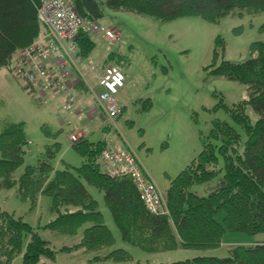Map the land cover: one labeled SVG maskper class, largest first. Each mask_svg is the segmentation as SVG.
<instances>
[{
    "label": "trees",
    "instance_id": "16d2710c",
    "mask_svg": "<svg viewBox=\"0 0 264 264\" xmlns=\"http://www.w3.org/2000/svg\"><path fill=\"white\" fill-rule=\"evenodd\" d=\"M39 2L0 0V69L4 66L11 69L14 53L47 32L38 18ZM73 2L80 15L93 20L105 16L104 6L161 19L196 15L210 21L239 14L258 15L264 11V0ZM261 27L264 30V23ZM76 40L86 57L97 45L93 36L86 33H80ZM213 71L247 88V98L227 107L232 122L241 130L225 119L213 120L207 138L202 139L200 153L170 181L165 193L169 214L151 212L131 176L106 174L100 162L106 138L94 141L82 136L72 142L84 161L80 166L67 164L60 169L56 168L55 159L61 148L57 138L61 130L44 127L53 140L45 145L36 162H28L22 174L16 176L17 168L26 162L24 144L28 136L22 122L0 132V187H16L22 198L31 199L32 208L37 204L38 195L46 194L50 198L53 217L45 226L66 235L82 233L81 241L61 249L82 246L100 250L115 241L97 199L86 184L103 192L123 241L145 252L217 248L227 231L264 232V42H259L257 52L245 60L223 58ZM24 86L35 97L34 90L27 83ZM147 99L150 101L149 97ZM248 106L257 114L255 120L247 113ZM202 183L205 194L194 189ZM26 234L29 239L24 247ZM228 251L227 256L198 254L159 264H264V242L232 245ZM18 255L23 264H37L42 258L40 264H53L57 250L29 222L0 207V264H11ZM130 257L127 249L118 247L97 254L90 261H125Z\"/></svg>",
    "mask_w": 264,
    "mask_h": 264
},
{
    "label": "rangeland",
    "instance_id": "374dc122",
    "mask_svg": "<svg viewBox=\"0 0 264 264\" xmlns=\"http://www.w3.org/2000/svg\"><path fill=\"white\" fill-rule=\"evenodd\" d=\"M104 11L105 16L98 21L114 31L115 39L110 41L101 35H93L97 45L90 56L97 61V65L113 64L124 71L127 84L120 98L125 103L123 113L114 120L98 116L102 122L101 128L93 127L90 138L96 141L105 138L111 130L121 132L165 196L171 179L200 153L202 139L207 138L213 120L221 118L234 124L227 107L247 98V88L238 81L216 75L213 70L223 58L241 61L257 52L259 42H264L261 27L264 11L258 15L228 16L218 21L196 15L161 19L132 11L113 10L107 6H104ZM91 74H88V84L82 82L77 84L78 88L75 87L76 91L80 90L76 106L79 103L83 106L81 100H85L86 105H97L91 87L96 86L97 91L101 88L96 85L98 76ZM53 105L36 102L24 82L9 66L0 69V132L22 122L28 136V142L24 144L26 162L17 168L16 176L22 174L28 162H36L45 145L53 140L47 136L44 127L52 131L61 130L57 137L61 148L55 159L56 168H65L67 164L80 166L83 163V156L69 139L71 124L60 126L59 119L55 118L60 108ZM247 113L252 119L257 118L252 106H248ZM234 125L239 128L237 124ZM79 129L83 134V128ZM86 185L97 199L98 208L115 237L110 247L100 250H88L82 246L61 249L81 241L82 233L66 235L45 226L53 217L50 198L46 194L38 195L37 204L32 208L31 199L22 198L16 187H0V207L22 217L50 242L57 250L53 264H159L198 254L227 256L232 245L264 239V232L249 234L227 231L223 243L217 248L145 252L123 241L105 204L103 192ZM194 189L206 193L204 183L195 185ZM28 239L29 234H26L24 247ZM244 239L251 242L242 241ZM118 247L127 249L131 257L125 261H90L95 255ZM11 264H23L21 255L15 257Z\"/></svg>",
    "mask_w": 264,
    "mask_h": 264
},
{
    "label": "built area",
    "instance_id": "2783aa9c",
    "mask_svg": "<svg viewBox=\"0 0 264 264\" xmlns=\"http://www.w3.org/2000/svg\"><path fill=\"white\" fill-rule=\"evenodd\" d=\"M38 18L45 24L47 32L32 44L19 48L11 64L12 72L34 90L36 101L46 104L53 98L59 99L61 108L76 115L80 125L89 121L93 110L110 120L121 115L124 102L120 93L126 84V75L113 64L103 65L97 75L96 85L100 86V91L96 86L91 87L97 105L88 106V110L76 106L80 90L76 91L75 87L82 82L88 84V74H96L99 69L95 59L83 56L77 36L80 33L101 35L112 41L114 31L98 20L80 15L73 0H40ZM69 123V139L75 142L83 134L71 119ZM105 138L106 146L100 154V162L106 174L111 177L131 176L147 208L156 214H169L164 194L126 143L123 134L111 130Z\"/></svg>",
    "mask_w": 264,
    "mask_h": 264
},
{
    "label": "crops",
    "instance_id": "0c3cea01",
    "mask_svg": "<svg viewBox=\"0 0 264 264\" xmlns=\"http://www.w3.org/2000/svg\"><path fill=\"white\" fill-rule=\"evenodd\" d=\"M102 69H103V66H102V64H99V69H98V71H97V73H96V75H98V74H100L101 73V71H102ZM91 75H93L94 77H95V73L94 72H92V74ZM92 76V77H93ZM96 79V78H95ZM126 84H127V80H126ZM126 84H125V86H126ZM125 86H124V88H125ZM124 88H123V90H124ZM123 90H122V93H123ZM83 95V94H82ZM123 96V95H122ZM121 96V97H122ZM124 98V97H123ZM81 99V96H79V100ZM37 102V101H36ZM48 103H52V104H54L53 105V107H59L60 109H61V112H59L60 111V109L56 112V114H55V118H57V119H59V124H60V126H62V124H64V123H67L68 124V122H69V119H71L72 120V122H73V124H76L78 127H82L83 128V130H84V135H86V136H88V137H91V134H92V132H93V130H94V128L93 127H96V129H100L101 128V125H102V122L99 120V118H97L98 116H102L101 114H100V112H96L95 110H93L92 112H91V114H93V115H91V117H90V119H89V121L88 122H86V123H84V124H82V125H80L79 124V122H77V117H76V115H74V114H71V113H67V112H65L62 108H61V102H60V100L59 99H56V98H53V99H51V101H49ZM81 103L83 104V108L85 109V110H88V106H92V104H90V105H86L87 104V102L84 100H81ZM125 103V102H124ZM47 104V103H46ZM46 104H44L43 103V105H46ZM79 105L81 106V104L79 103ZM98 121V122H95V121ZM93 121V122H92ZM96 124V125H95ZM103 131V130H102ZM104 138V137H103ZM130 146V145H129ZM131 147V146H130ZM226 235V234H225ZM224 235V236H225ZM242 241H245V242H251V241H248V239H244V240H242ZM254 242H264V239H254L251 243H254ZM180 249H182V248H180Z\"/></svg>",
    "mask_w": 264,
    "mask_h": 264
}]
</instances>
